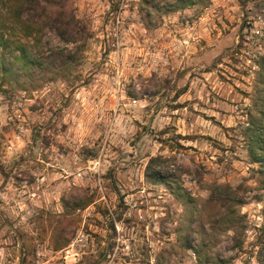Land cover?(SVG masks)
<instances>
[{
  "label": "rangeland",
  "instance_id": "obj_1",
  "mask_svg": "<svg viewBox=\"0 0 264 264\" xmlns=\"http://www.w3.org/2000/svg\"><path fill=\"white\" fill-rule=\"evenodd\" d=\"M263 36L264 0H0V264H264Z\"/></svg>",
  "mask_w": 264,
  "mask_h": 264
},
{
  "label": "trees",
  "instance_id": "obj_2",
  "mask_svg": "<svg viewBox=\"0 0 264 264\" xmlns=\"http://www.w3.org/2000/svg\"><path fill=\"white\" fill-rule=\"evenodd\" d=\"M70 18L72 21L73 16H71ZM62 20H59L61 24H63ZM261 61L262 64L264 65V53L261 56ZM262 83L264 85V79ZM257 93H258V98L253 106L255 110L249 109L247 113L249 117V121L246 123V127L243 129L242 132H245L244 134H246L248 140L249 154L264 166V86L261 89V91ZM58 218L59 221L56 220L54 230L56 234L55 240L58 239V241H60V239L63 238L65 232H64V226H61L62 218L60 217ZM64 241H66V239H64ZM60 247H61L60 245H56L54 249L58 250L60 249Z\"/></svg>",
  "mask_w": 264,
  "mask_h": 264
},
{
  "label": "built area",
  "instance_id": "obj_3",
  "mask_svg": "<svg viewBox=\"0 0 264 264\" xmlns=\"http://www.w3.org/2000/svg\"><path fill=\"white\" fill-rule=\"evenodd\" d=\"M65 257V256H64ZM65 264H68L67 262H65Z\"/></svg>",
  "mask_w": 264,
  "mask_h": 264
}]
</instances>
